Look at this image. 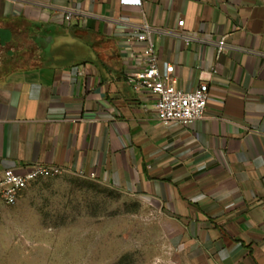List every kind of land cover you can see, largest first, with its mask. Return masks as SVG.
I'll return each mask as SVG.
<instances>
[{
  "label": "crops",
  "instance_id": "0c3cea01",
  "mask_svg": "<svg viewBox=\"0 0 264 264\" xmlns=\"http://www.w3.org/2000/svg\"><path fill=\"white\" fill-rule=\"evenodd\" d=\"M142 26L161 77L207 84L201 119L163 127L129 81ZM30 164L148 200L181 264H264V0H0V176Z\"/></svg>",
  "mask_w": 264,
  "mask_h": 264
},
{
  "label": "rangeland",
  "instance_id": "374dc122",
  "mask_svg": "<svg viewBox=\"0 0 264 264\" xmlns=\"http://www.w3.org/2000/svg\"><path fill=\"white\" fill-rule=\"evenodd\" d=\"M169 228L148 200L62 172L0 216V264H181Z\"/></svg>",
  "mask_w": 264,
  "mask_h": 264
},
{
  "label": "built area",
  "instance_id": "2783aa9c",
  "mask_svg": "<svg viewBox=\"0 0 264 264\" xmlns=\"http://www.w3.org/2000/svg\"><path fill=\"white\" fill-rule=\"evenodd\" d=\"M71 15H65L66 20H70ZM184 21L177 22L178 27L183 26ZM149 28L142 26L135 27L132 32L134 38L138 42H144L145 48V68L138 72L134 77L129 79L134 82L136 88H143L151 92L155 98V112L157 121L163 126L171 125L186 126L204 116L208 100V87L206 83L200 84L193 91H182L172 85L169 75L160 76L156 68V55L154 53L153 44L148 38ZM184 43L200 42L214 47L217 53L224 50H241L236 47L225 44L223 39L218 41H210L198 38L195 35L168 33ZM243 51V50H242ZM244 52H248L244 50ZM76 70L72 71L75 75ZM215 73V71H212ZM62 173L59 167L52 165L30 164L22 170L15 168H6L0 176V216L7 209L16 205L22 192L32 183L39 180L48 179ZM81 175L79 172H73ZM90 178L94 176L91 174Z\"/></svg>",
  "mask_w": 264,
  "mask_h": 264
}]
</instances>
